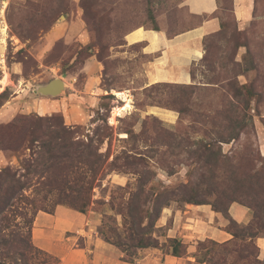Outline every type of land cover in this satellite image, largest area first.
<instances>
[{
	"label": "rangeland",
	"instance_id": "rangeland-1",
	"mask_svg": "<svg viewBox=\"0 0 264 264\" xmlns=\"http://www.w3.org/2000/svg\"><path fill=\"white\" fill-rule=\"evenodd\" d=\"M185 1L0 0V29L8 24L7 36L0 32V80L7 71L9 81L0 84V95L10 96L5 103L0 97V126L16 119L38 124L41 118L62 120L76 131L75 139L93 145L88 150L80 145L74 164L89 162L99 168L91 205L78 219L59 210L63 206L79 212L67 197L57 204L61 200L56 181L49 186L35 183L31 173V185L22 194L10 199L0 192V260L7 255L10 264H21L15 262L16 252L28 253L32 246L29 264L43 259L50 264L48 255L66 264L71 249L91 248L88 241L91 234L100 236L105 215H112L123 228L121 211L129 200L148 209L145 223L150 224L158 212L152 210L153 203H162V215L150 230L165 245L148 248L164 253L170 248L169 238L181 237L170 235L173 212L194 201L223 211L234 201H251L250 192L255 199L263 198L256 185L264 183V172L249 175L256 168L264 171V0H256L254 18L244 28L237 21L234 0H218L215 15L221 29L203 38V56L189 69L191 82L152 83L151 65L160 56L146 52V40L154 47L158 43L159 31L153 28L172 37L206 17L192 14ZM140 28L144 32L131 38ZM57 77L65 82L61 94L37 91ZM115 91H126L131 99V108L118 115L115 108L125 104V97ZM229 136L235 138L224 139ZM39 149L23 145L13 152L0 145V171L10 165L23 173L24 164ZM61 164L64 169L72 165L64 158ZM139 177L145 191L130 199ZM250 182L254 191L247 190ZM52 207L55 211L50 213ZM249 210L247 223L254 217V209ZM165 212L168 218L163 222ZM40 215H62L74 222L65 238L56 239L53 250L36 242L34 227ZM224 215L230 230L236 224L231 215ZM52 230L47 227V232ZM25 234L22 241L27 245L19 241ZM6 237L10 242L4 244ZM258 258L264 260L261 253Z\"/></svg>",
	"mask_w": 264,
	"mask_h": 264
},
{
	"label": "trees",
	"instance_id": "trees-1",
	"mask_svg": "<svg viewBox=\"0 0 264 264\" xmlns=\"http://www.w3.org/2000/svg\"><path fill=\"white\" fill-rule=\"evenodd\" d=\"M153 29L160 31L159 28ZM0 97L3 98V103L10 99V96L6 92H3ZM40 120L41 124H38V121L32 122L26 119H16L0 126V145L3 149H10L13 152H17L23 145H28L31 149L34 147L40 148L36 157L26 161L24 164L25 171L23 173H20L18 169L10 165L0 171V192L7 194L10 199L17 197L22 194L24 189L31 185L27 181L32 173L36 178L35 183H42L49 186V184L54 185L52 181H56L60 185L57 188L59 191L58 200L61 201H57V204H60L62 199L67 197L70 200L68 203L71 207L81 213H86L92 202L91 191L94 188L99 168L97 165L89 162L82 167L74 164L76 157L80 156V145H84V143L75 139L78 135L69 125L65 124L62 120L54 118H41ZM229 138L232 139L235 137L229 136L224 139L229 140ZM220 141L225 140L220 139ZM84 146V150H88L93 145L89 143ZM63 158L71 162L72 165H67L66 169H64L65 166L61 164ZM263 172L262 168H256L251 171L249 176L259 177ZM22 177L26 178V180H23ZM256 186L264 192V183H259ZM60 189L68 190L69 194L64 196ZM248 189L254 191V183L250 182L247 186ZM144 191L143 182L141 177H139L137 179L136 189L132 191V197L130 199H133L135 195H139ZM250 194L249 198L251 201H240L239 203L254 209L253 220L246 224L236 221L231 216V221L236 225L230 230L226 226L224 228L233 237L224 242H218L209 238L199 240L197 251L194 254L196 261H189L188 264H264V260L258 258L260 248L257 244V238L260 236L264 237V196L261 200H258L255 199L254 193L250 192ZM188 200L191 201V199ZM133 202L134 200H129L126 209L121 211L124 219L123 228L116 225V219L112 215H105L98 231L105 241L120 248L124 253L121 256L122 260L136 263L141 255V250L150 246L158 247L159 245L164 246L165 244L159 243L158 239L153 236V231L150 230L151 226L155 227L156 221L162 215V207H159L162 204H160V200L158 199L153 203L152 210L158 212L151 224L149 222L145 223L147 214L144 215V213L148 212V209L145 210L133 204ZM1 203L2 199H0ZM193 203L200 204L201 202L194 201ZM112 204H114L113 200ZM134 206L136 208H133ZM230 206L226 209L224 208L223 211L218 208H213V210L221 213L225 218L226 216L224 214L231 215L229 212ZM54 211V207L49 210L50 213ZM161 227L163 226L159 228ZM20 238V243L27 245L26 242L22 241L25 240L26 234ZM4 239V244L10 242L8 237ZM168 242L166 244L170 248L164 254H171L178 257L189 255V244L182 237L169 238ZM27 250L29 253L32 250V246L27 248ZM28 253L17 251L15 262L29 264ZM1 257L4 259L0 260V264H10L7 261V255H2ZM47 258L48 260L52 259L50 264H58L60 261L53 255H48ZM46 262L47 260L43 259L39 263L33 261L32 264H44Z\"/></svg>",
	"mask_w": 264,
	"mask_h": 264
},
{
	"label": "crops",
	"instance_id": "crops-1",
	"mask_svg": "<svg viewBox=\"0 0 264 264\" xmlns=\"http://www.w3.org/2000/svg\"><path fill=\"white\" fill-rule=\"evenodd\" d=\"M189 11L195 15H206L201 24L188 31L169 37L165 32L159 31V39L157 45L146 40V52H160V56L151 65L150 81L152 83L160 81H174L190 83L192 76L190 74V66L192 63L199 61L203 56L202 40L205 36L218 32L221 29L220 19L215 15L219 9L218 0H186ZM256 10V0H234V12L240 26L244 28L254 18ZM54 30L51 34H55ZM139 36L136 32L130 35L131 38ZM133 40V39H132ZM84 41H86L84 39ZM200 52V53H199ZM156 79V77H158ZM161 76V77H160ZM162 112L166 117L172 119L175 117L173 112L169 116ZM70 217L80 218L83 213L76 212L68 207L59 208ZM231 216L238 222L247 223L250 221V210L245 205L238 202L231 204L229 208ZM173 227L170 231L172 236H181L185 242L190 244L188 249L189 255L178 257L171 254H164L159 249H144L137 259L136 263L124 261L121 256L124 253L114 244L106 242L102 237L91 234L92 237L88 241L89 249L74 248L68 251L65 258L66 264H188L189 261L195 262L194 256L196 252V244L198 240L207 238L224 242L233 237L224 227L226 221L223 215L213 210L210 205L194 204L188 208L173 212ZM62 215H40L36 220L34 234L38 235L36 242L40 247L48 250L56 248V239L65 238L66 231L73 227V220ZM168 216L166 212L162 217L165 222ZM53 226V230L47 232V227ZM257 244L260 253L264 256V237L257 238ZM195 264V263H194Z\"/></svg>",
	"mask_w": 264,
	"mask_h": 264
},
{
	"label": "bare ground",
	"instance_id": "bare-ground-1",
	"mask_svg": "<svg viewBox=\"0 0 264 264\" xmlns=\"http://www.w3.org/2000/svg\"><path fill=\"white\" fill-rule=\"evenodd\" d=\"M5 6H6V3L4 2ZM4 6V7H5ZM2 12H4V8L2 9ZM7 31H8V24L6 22H4V25L3 27L0 29V32L4 35V36H7ZM141 32H144V30L142 28L138 29V33H141ZM143 35V34H142ZM3 42L6 41L5 38L2 39ZM4 68V67H3ZM9 83L8 81V73L7 71H4V75L2 77V79L0 80V84L3 85V86H6L7 84ZM3 89V88H2ZM116 94L118 95H123L125 98H123L125 100V104H123L122 106H118L115 108V111H114V115H118L119 113H121L122 111H125L127 108H131V99L129 98V95L127 94L126 91H121V92H117L115 91ZM112 123H115V119L114 117L112 118Z\"/></svg>",
	"mask_w": 264,
	"mask_h": 264
},
{
	"label": "water",
	"instance_id": "water-1",
	"mask_svg": "<svg viewBox=\"0 0 264 264\" xmlns=\"http://www.w3.org/2000/svg\"><path fill=\"white\" fill-rule=\"evenodd\" d=\"M65 90V82L62 78L57 77L49 81L45 85H41L37 88V91L43 95L56 96L61 94Z\"/></svg>",
	"mask_w": 264,
	"mask_h": 264
}]
</instances>
